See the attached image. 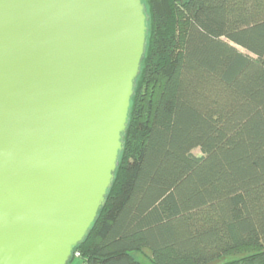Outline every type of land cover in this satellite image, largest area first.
<instances>
[{
	"label": "trees",
	"instance_id": "obj_1",
	"mask_svg": "<svg viewBox=\"0 0 264 264\" xmlns=\"http://www.w3.org/2000/svg\"><path fill=\"white\" fill-rule=\"evenodd\" d=\"M143 3L124 146L69 264H264V0Z\"/></svg>",
	"mask_w": 264,
	"mask_h": 264
},
{
	"label": "water",
	"instance_id": "obj_2",
	"mask_svg": "<svg viewBox=\"0 0 264 264\" xmlns=\"http://www.w3.org/2000/svg\"><path fill=\"white\" fill-rule=\"evenodd\" d=\"M143 0H0V264H69L112 185Z\"/></svg>",
	"mask_w": 264,
	"mask_h": 264
},
{
	"label": "rangeland",
	"instance_id": "obj_3",
	"mask_svg": "<svg viewBox=\"0 0 264 264\" xmlns=\"http://www.w3.org/2000/svg\"><path fill=\"white\" fill-rule=\"evenodd\" d=\"M192 152H193V154L198 155V156L201 154L199 149H194ZM135 255L140 260L141 264H150L149 261L145 257H143L142 255H140V254H135ZM76 262L77 261L74 260L71 264H76Z\"/></svg>",
	"mask_w": 264,
	"mask_h": 264
},
{
	"label": "built area",
	"instance_id": "obj_4",
	"mask_svg": "<svg viewBox=\"0 0 264 264\" xmlns=\"http://www.w3.org/2000/svg\"><path fill=\"white\" fill-rule=\"evenodd\" d=\"M74 255L77 257V256H79V253H78V252H75V254H74Z\"/></svg>",
	"mask_w": 264,
	"mask_h": 264
}]
</instances>
